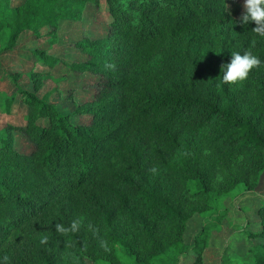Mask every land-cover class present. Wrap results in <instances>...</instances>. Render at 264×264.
<instances>
[{
    "label": "trees",
    "instance_id": "1",
    "mask_svg": "<svg viewBox=\"0 0 264 264\" xmlns=\"http://www.w3.org/2000/svg\"><path fill=\"white\" fill-rule=\"evenodd\" d=\"M230 1L104 0L108 33L79 42L85 62L37 53L38 63L94 77L92 97L75 110L90 119L76 123L20 87L0 105L7 114L16 99L25 107L23 123L0 129V257L100 264L96 253L120 243L126 223L144 232L131 259L155 264L184 245L190 218L217 195L255 185L264 171V40L253 43L254 22L234 24L243 12L231 15ZM87 4L100 9L102 0H0L5 49L25 30L80 21ZM245 51L261 65L238 87L221 83V65ZM253 102L262 108L255 122L245 112ZM17 133L28 151L16 148ZM256 213L263 247L246 264H264V202ZM208 229L195 236L189 264H203Z\"/></svg>",
    "mask_w": 264,
    "mask_h": 264
},
{
    "label": "rangeland",
    "instance_id": "2",
    "mask_svg": "<svg viewBox=\"0 0 264 264\" xmlns=\"http://www.w3.org/2000/svg\"><path fill=\"white\" fill-rule=\"evenodd\" d=\"M24 0H3V4L18 6ZM243 0H231L229 12L238 17L243 11ZM106 4L102 0L100 9L87 4L80 21H64L58 26H40L38 31L29 29L21 32L10 49H5L7 40L0 31V105L9 94L20 87L26 89L46 102L54 105L61 113L71 114L76 123H87L88 114H76L78 104L92 97L90 87L94 77L80 74L66 68L63 62L55 67L38 63L39 51H46L65 62H85L86 55L79 52V42L90 39H103L108 33ZM37 62V64H36ZM34 69V70H33ZM235 83V87L239 86ZM234 87V86H233ZM25 107L16 99L10 113L0 111V129L8 124L23 123ZM262 108L255 102L245 108L253 122L256 121ZM16 148L28 151L30 145L17 133ZM245 186L236 187L230 193L217 195L214 206L204 213L193 214L183 238L184 245L179 242L169 249L165 255L159 256L155 264H189L194 255L195 236L207 225L208 237L204 241L201 259L203 264H246L253 251L263 246L258 229L261 227L256 208L264 202V171L254 186L248 190ZM120 243L105 245L96 253L100 264H136L131 257L144 248V232H137L134 226L122 223ZM143 232V233H142ZM123 246L128 254L123 252ZM183 246L187 250L180 255ZM69 264H77L73 255H65ZM147 261L146 264H150ZM80 264V263H78ZM86 264H95L87 261ZM144 264V260L143 263ZM154 264V263H153Z\"/></svg>",
    "mask_w": 264,
    "mask_h": 264
},
{
    "label": "clouds",
    "instance_id": "3",
    "mask_svg": "<svg viewBox=\"0 0 264 264\" xmlns=\"http://www.w3.org/2000/svg\"><path fill=\"white\" fill-rule=\"evenodd\" d=\"M244 11L239 18V21L233 20L235 23L247 26L249 22H254L255 27L252 28L253 43L257 40H264V0H243L242 5ZM262 61L259 57L253 54L251 51H245L243 54L240 52H233L231 54V60L228 63H224L220 67L222 71L221 83L223 84H235L244 81L249 72L261 65ZM77 222H73L71 230L77 229ZM58 230L65 232V229L61 226H57ZM46 243V239L41 241ZM9 256L4 255L0 257V264H9Z\"/></svg>",
    "mask_w": 264,
    "mask_h": 264
}]
</instances>
